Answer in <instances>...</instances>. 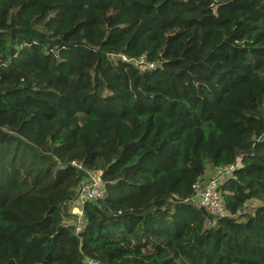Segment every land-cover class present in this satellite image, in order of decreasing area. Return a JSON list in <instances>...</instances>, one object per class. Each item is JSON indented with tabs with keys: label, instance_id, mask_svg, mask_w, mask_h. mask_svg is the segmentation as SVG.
<instances>
[{
	"label": "trees",
	"instance_id": "obj_1",
	"mask_svg": "<svg viewBox=\"0 0 264 264\" xmlns=\"http://www.w3.org/2000/svg\"><path fill=\"white\" fill-rule=\"evenodd\" d=\"M87 259L264 264V0H0V264Z\"/></svg>",
	"mask_w": 264,
	"mask_h": 264
},
{
	"label": "built area",
	"instance_id": "obj_2",
	"mask_svg": "<svg viewBox=\"0 0 264 264\" xmlns=\"http://www.w3.org/2000/svg\"><path fill=\"white\" fill-rule=\"evenodd\" d=\"M153 67V65H150ZM242 166L241 158L233 164L219 167L215 169L212 175L206 178L203 182L198 183L195 188L196 195L192 202L198 207L204 208L209 214L208 224H215L217 219L224 216L226 212L224 199L221 193L223 183L231 178L235 171ZM106 195V188L101 179V174L98 171H88L83 183L77 191V196L70 207L79 208L78 223L76 231L79 232L83 228V206L87 202H92ZM85 264H98L97 261L87 259Z\"/></svg>",
	"mask_w": 264,
	"mask_h": 264
},
{
	"label": "rangeland",
	"instance_id": "obj_3",
	"mask_svg": "<svg viewBox=\"0 0 264 264\" xmlns=\"http://www.w3.org/2000/svg\"><path fill=\"white\" fill-rule=\"evenodd\" d=\"M214 171V170H213ZM213 171L212 170H210L209 172H210V175L209 176H211L212 175V173H213ZM69 208H70V212H71V215H75L74 217L73 216H71V217H69V218H67L65 221L67 222V224L68 223H72V222H76V224L78 223V213L80 212V209L79 208H74L73 207V209L70 207V204H69Z\"/></svg>",
	"mask_w": 264,
	"mask_h": 264
},
{
	"label": "crops",
	"instance_id": "obj_4",
	"mask_svg": "<svg viewBox=\"0 0 264 264\" xmlns=\"http://www.w3.org/2000/svg\"><path fill=\"white\" fill-rule=\"evenodd\" d=\"M209 175H210V172L208 171L206 176H205V179L208 178Z\"/></svg>",
	"mask_w": 264,
	"mask_h": 264
}]
</instances>
